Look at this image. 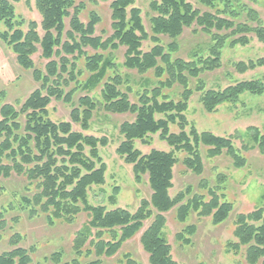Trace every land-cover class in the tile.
Masks as SVG:
<instances>
[{
    "label": "trees",
    "instance_id": "16d2710c",
    "mask_svg": "<svg viewBox=\"0 0 264 264\" xmlns=\"http://www.w3.org/2000/svg\"><path fill=\"white\" fill-rule=\"evenodd\" d=\"M98 1L110 3L112 34L106 39L96 36L101 23L97 13L90 12L86 24L81 21L85 5L77 0H36L42 36L34 21L25 32L15 6L0 0V21L5 26L0 40L10 47L21 68L33 71L40 84L19 110L10 104L0 105V178L17 176L25 183L18 206L0 209V243L10 211L21 210L29 219L44 217L49 226L73 225L86 214L89 220L73 240L72 261L65 263L61 252L47 261L103 264V259L115 257L127 242L140 235L149 264H178L165 235L167 215L175 210L177 221L185 226L189 217L197 214L199 218H211L218 226L230 217L233 204L214 190L208 191V201L191 188L172 198L174 168L179 163L175 153H185L182 164L197 177H202L205 170L202 153L208 159L227 155L235 169L247 166L244 153L257 149L264 155V128H248L246 137L254 146L244 143L238 150L234 140L241 138L239 134L226 138L199 132L186 117L189 102L197 93L210 114L219 106L238 104L246 93L264 95V78L238 82L219 91L206 90L205 79L222 68L226 48L248 46L251 35L264 44V23L251 6L258 0H197V6L188 0H151L150 34L141 10L135 7L136 0ZM186 30L208 38L207 45L191 54L188 61L178 57ZM146 41L154 46L143 52ZM121 47L126 49L122 66L140 76L141 89L136 92L128 85L129 78L116 70L113 53ZM39 51L48 62L44 71L37 69L33 61ZM234 69L239 74L264 69V58L239 62ZM85 74L87 78L82 80ZM100 87L97 100L91 93ZM78 92L87 95L74 105L71 121H51L48 107L52 100L72 104ZM132 94L136 102H131ZM100 110L134 117L118 128L123 141L117 153L133 166L136 182L141 184L147 178L151 190L150 198L143 199L135 213L120 208L109 211L88 201L91 188L106 182L107 166L99 147H106L108 139L84 135ZM73 124L79 125L82 132L74 131ZM171 125H176L179 133H171ZM156 134L172 151L152 150L143 155L136 149L137 141L147 144L148 137ZM201 184L204 187L205 181ZM118 194L119 190L114 189L112 205H116ZM234 224L235 242L227 244V251L241 254L246 264H264V208L238 214ZM196 232L195 225H188L176 238L190 244ZM22 240L17 233L9 237L11 248L0 253V264L33 263L35 249L20 246ZM122 259L125 264H140L129 254Z\"/></svg>",
    "mask_w": 264,
    "mask_h": 264
},
{
    "label": "rangeland",
    "instance_id": "374dc122",
    "mask_svg": "<svg viewBox=\"0 0 264 264\" xmlns=\"http://www.w3.org/2000/svg\"><path fill=\"white\" fill-rule=\"evenodd\" d=\"M8 1L15 6L17 19L24 22L22 29L26 32L28 24L34 21L39 25L38 32L42 36L43 32L40 28L42 19L36 9V0H29V4L27 0ZM188 1L197 6V0ZM77 2L85 5L81 21L86 24L89 21L90 12H95L101 18L96 36H101L104 39L111 36L110 3L98 0H77ZM150 3L151 0H136L135 3V7L142 12L143 23L149 34L150 18L152 17ZM251 6L260 14L264 23V0H258ZM66 23L68 28L69 20ZM4 31L5 26L0 21V32ZM191 31H185L181 39L182 49L178 55L187 61L191 58V54L208 43L207 37L195 35ZM250 37L252 40L248 46L226 48L222 52L223 66L220 70L205 76L206 90H224L238 82L264 78V69L249 71L245 74H239L234 69V65L239 62L247 63L264 58V44L252 35ZM153 46L152 42L146 41L143 43L142 50L148 52ZM125 52L126 49L121 47L113 53V59L118 65L116 70L123 77L129 78L128 85L136 92L141 89L140 76L135 71H128L122 66ZM33 61L36 68L41 71L45 70L48 63L41 57V51L33 56ZM87 75L85 74L82 80H85ZM39 87L40 84L33 76V71L21 68L10 47L0 40V105L10 104L19 110ZM101 89V87L98 88L91 93V96L99 100ZM86 95V93L78 92L72 104L53 99L48 107L50 120L55 123L70 122V113L74 105L77 104L80 97ZM200 99L201 94L194 95L186 112L189 123L194 125L199 132H211L216 136L226 138L239 134L241 138L234 140L236 149L240 150L244 143L251 147L254 146L250 138L246 136L250 127L264 128V95L253 96L246 93L241 96L238 104L219 106L211 114L204 110ZM130 100L136 102V95L132 94ZM133 118L128 114L111 115L100 110L95 113L89 131L84 132V135L108 139L106 147H99L100 157L107 166L106 182L105 185L94 186L89 191L88 201L93 206H104L109 211L120 208L135 213L140 202L151 196L147 178H144L141 184L137 183L133 166L126 164L117 153L123 141L118 128L120 124L132 121ZM73 130L82 132L80 126L76 124H73ZM170 131L175 134L179 133L176 125H171ZM147 141V144L140 141L135 143L136 149L143 155H148L152 150L172 151V148L160 139V134L150 135ZM244 154L248 158L247 166L243 169H235L232 160L227 155L208 159L205 153H202L205 170L202 177H197L182 164V160L186 157L185 153H175L179 163L174 168L173 188L170 190L172 198L191 188L194 193L204 196L208 201L210 200L208 191L214 190L218 194L224 195L225 199L233 204L230 217L218 226L212 223L211 218H199L197 214H192L185 224V226L195 225L197 227V232L191 238L190 244H183L176 238L185 226L177 221L175 210L167 215L165 235L172 247V256L178 264H246L241 254L236 255L227 251V244L235 242L234 222L238 214H248L255 209L264 208V155H261L257 149ZM202 180L205 181L204 187L201 184ZM24 185V180L17 176L10 179L0 178V209L17 207L24 191ZM116 188L119 190V194L116 197V205H112L110 197L113 196ZM14 219L18 221L14 222ZM88 220L87 215L82 214L73 225L57 223L55 226H49L44 217L29 219L28 215L21 210L10 211L7 215L8 227L4 239L0 243V253L11 248L9 237L17 233L23 238L20 246L26 249H35L32 254V264H54L47 259L54 253L60 252L64 255L65 263L71 262L74 258L73 240L76 233L87 224ZM124 254L131 255L140 264H149L148 255L140 244V235L127 242L115 257L103 259V264H125L122 261Z\"/></svg>",
    "mask_w": 264,
    "mask_h": 264
}]
</instances>
